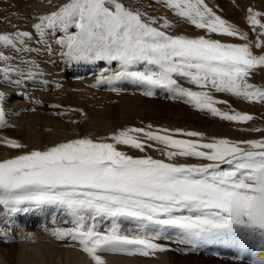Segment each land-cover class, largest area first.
<instances>
[{
    "label": "bare ground",
    "instance_id": "6f19581e",
    "mask_svg": "<svg viewBox=\"0 0 264 264\" xmlns=\"http://www.w3.org/2000/svg\"><path fill=\"white\" fill-rule=\"evenodd\" d=\"M236 1L246 8L250 7L251 12L256 11V17L264 16L262 15L264 0ZM166 2L171 11H176L177 16L197 23L205 37L208 34L214 37L215 41L220 37L227 39V53L233 60V63L228 65L231 75L228 78H233L235 86L244 90L243 94L249 90L246 86L256 85L254 80L264 83L263 54L262 57L260 54L250 55V51L246 49L245 37L236 36L232 24L222 22L219 16L224 17V13L218 12L220 8L214 0H167ZM56 5H59L58 0H40L37 4L21 7L17 18L14 16L0 22V31L4 35L0 32V38L12 37L8 41L2 40L4 46L0 49L3 48L5 53L15 54L12 62L6 58L8 56L0 59V112L9 120L14 130V134L8 137L0 132V203L5 200L1 197L4 192L5 195L9 193L11 196L7 194L6 200L9 202L13 200L12 208L17 207L21 212L23 210L20 207L21 201L32 198L29 193H33L34 190L32 191L29 186L45 185L53 186L60 196L65 193L63 194L65 200L70 197L72 191L71 185L68 187L67 185L72 183L86 189L81 191L88 195L87 198L92 199V210L100 211L102 206L106 205L113 211L115 209L113 202L117 196H120L119 204L124 208L134 204L148 212H164L173 221H183L185 227L183 232L181 231L182 240H177V236L173 235L176 231H173L171 242L163 240L154 243L150 241L153 232H151L153 221H149L151 219L145 221L147 226L140 225L144 227L140 230L124 225L126 220L120 219L117 223L115 219L113 222L107 220L109 218L88 219L87 217L84 220L69 219L64 221L65 223L62 221L58 223L59 220L56 224H51V226L60 224L59 230L48 227L50 230L45 231L30 229L37 224L32 215L30 216L34 218L33 220L27 219L26 216L24 225H19L8 219L7 213L5 215L0 211V264H181L178 262L181 259L172 257L171 249H167L166 246H171L170 243L176 247L175 250L180 247L185 251L220 253L222 257L224 255L226 257L224 253H232L235 250L242 253L246 240L254 241L249 256L251 262L259 260L256 263L264 264V123L257 117L263 110L256 103L249 102L255 98L253 96L256 91L261 90L254 88L251 95L242 97L244 104L240 102L239 105L232 102V95L224 94L225 99L232 102L228 105L226 100V102L219 101L213 92L203 93L204 98L201 97V100L203 104L209 106L207 113L214 112L218 117L223 116L219 126L213 124L211 128H203L199 127V123L188 124L184 126L186 134L176 135L170 141L160 137L157 139L152 133L151 135L141 131H132V134L128 133L122 139L120 134H117L116 129L119 128L115 129L116 133L113 132L114 128L107 119L105 111L98 109L101 99L96 93L81 91L80 88L70 90L61 79L63 70L57 64L56 57L45 55L46 63L39 62L37 56L41 55V52L38 42H23L15 33L17 27L20 29V26L24 25L32 32L31 38L34 40L37 31L39 33L37 30L39 28H36L37 21L44 12L53 9ZM213 8L218 15L212 13ZM259 19L264 20L262 17ZM260 43L261 53H264V43ZM119 53L117 54L120 57H124L125 49ZM23 66L26 70L30 68L31 70L25 77L18 74L17 80L12 75V71ZM246 70H256L262 75H254ZM99 74L100 72L95 71L86 77L76 75L74 77L80 82L89 80L97 82ZM258 76L263 79H258ZM6 77H10L8 79L11 80H4ZM32 81L36 84L45 82L44 86L49 87L56 84L60 90L59 95L55 98L56 96L46 94L43 87H32L30 85ZM19 94H23L31 101L57 102L61 106L60 112L55 115L53 111L34 106L30 110H22V105L14 101L6 105V101L9 103L12 99H18L16 96ZM116 104L136 111V100L126 98L124 95L117 97ZM70 105L78 109H72ZM248 115L252 117L248 118ZM78 117H81V120H77ZM175 127L179 126L175 125ZM195 131H199V135H194L197 134L194 133ZM109 132L115 135L110 134L108 137ZM212 134L219 135L222 140L210 139ZM85 139L90 141L93 139L91 153L86 152L84 146L80 144ZM123 140L132 142V147H125ZM155 142L164 146L171 145L179 150L170 152L166 149H157L153 147ZM105 144H109L110 148L119 152L138 155L137 158L145 153L147 157H152L157 162L144 167L141 165L142 161H135L134 164L123 162L124 165L119 166L110 159L112 155L102 156L101 150ZM243 153L252 157L259 167L254 166L253 173H246L248 179L252 178V182L236 183V186L231 188L228 183L235 181L234 177L240 175V170L237 168L240 169ZM196 154L208 156L205 160L210 161L227 156L229 161L225 160L226 167L222 165L218 168L202 163L205 161L203 159L202 162L196 160L192 156ZM98 156H101L102 160L96 167L95 161H98ZM74 158L88 162L84 161L82 168L71 170L70 166L64 163ZM42 160L46 164H42L41 167L38 168L35 164L31 166L33 163L31 161L41 163ZM158 164L161 165L156 166ZM228 166L234 168L229 169ZM167 174H170L172 179H167L166 176L170 177ZM159 175H165L162 184L154 183L153 178ZM56 184L64 187L58 191ZM152 184L160 187L155 190ZM97 198L105 199V205L102 200L97 201ZM108 198L112 203L109 201L106 203ZM186 235L191 238V242L186 240ZM158 236L162 235L158 234ZM237 236H241L240 242L234 240ZM242 239L245 241L242 242ZM254 253L257 258H253ZM234 264L238 263L234 262Z\"/></svg>",
    "mask_w": 264,
    "mask_h": 264
},
{
    "label": "rangeland",
    "instance_id": "374dc122",
    "mask_svg": "<svg viewBox=\"0 0 264 264\" xmlns=\"http://www.w3.org/2000/svg\"><path fill=\"white\" fill-rule=\"evenodd\" d=\"M39 1L40 0H0V14L2 13L0 22L6 21L14 16V18H17L21 7L37 4ZM58 1L59 5H56L53 9L50 8L52 10L48 9L47 12L43 13L44 15H42V17H44H41L38 20L39 22L37 21L38 24L36 28H39L37 29L39 33L37 31L34 40L31 38L32 32L26 29L24 25L20 26V29L17 27L15 33L23 42H38L41 52V55L37 56L39 62L46 63L45 58L47 59L48 55L56 57L57 64H59L60 68L63 70L61 79L64 85L70 90L80 88V90L82 89L81 91L96 93L101 99V103L98 104V109L105 111L108 117L107 119L114 128L113 132L116 133L117 130V134L119 133L121 136L120 138L124 139L128 133L132 134V131H141L147 132L148 134L152 133L153 135H151L153 137L155 136L157 139L160 137L170 141L176 135H182V133L186 134L184 132V126L186 127L188 124L198 125L199 123V127L203 128H211L213 124L219 126L223 120V116L219 115L218 117L214 112L208 114L207 111L209 106L203 104L204 102L201 100L203 93L208 92H213L216 98L222 102L226 100V95H232V102L239 105L240 102L244 104V102H242L243 96L246 97L245 95H251L254 88L260 89L261 91H256L253 96L255 98L249 100V102L251 104L256 103V105L262 107V115L260 113L261 116L258 115L257 117L264 123V83H258V80H254L257 86L251 84V86H246V88L249 89H247L249 93L246 92V94H243L242 91L244 92V90L235 86L236 83H233V78H228L231 76L228 71L230 70L228 65H231L233 60L227 53V39L220 37L215 41L213 40L214 37L208 36V34L206 35L207 37H205L197 23L192 20L182 19L175 14V10L171 11L168 2H166L167 0H116L117 2L115 0ZM214 2L217 3V6L220 8L218 12L224 13V17L219 16L222 22L231 23L233 32L236 30V36L245 37L247 44L246 49L250 51V55L252 56V53H254L260 54L261 57L262 54L264 56V53H261L262 50L260 47V42L264 43V20L262 21L259 19L260 17L264 18V16L256 17V11L251 12L252 9L250 7L246 8L236 0H214ZM263 12L262 15L264 14ZM212 13L218 15L214 8L212 9ZM1 35H3L2 32ZM260 35H262V38ZM11 38H0V47L4 46V43H2L3 41H8ZM124 49L125 55L124 57H120L117 53L122 52ZM7 53L4 52L3 48L0 49V59L3 58V56H8L6 58L12 62L14 60L13 58H15V54H12V52ZM78 56L81 57L77 58ZM11 64L14 66L13 63ZM2 68L3 67H1V69ZM23 68L24 66L18 70L14 69L12 75L16 77V79L19 77L18 74L21 75V77L27 76L31 68L28 70ZM95 71L100 72L97 82L93 80L80 82L74 77L75 75L86 77L95 73ZM247 72L253 73L254 75H262L256 70ZM258 77V79H263L261 76ZM8 78L10 77H6L4 80H11ZM138 80L142 82V84L138 82ZM33 82L34 81L30 84L32 87H43L46 94L52 95V97L56 96L55 98L59 95L58 91L60 90L57 88L56 84L49 87L47 85L44 86L45 82H38L39 84ZM224 94L226 95L224 96ZM123 95L126 98L129 97L130 99L136 100V111L116 104L117 97ZM16 97H18V99L9 100V103L6 101V105L14 101V103L22 105V110H30L32 106L36 108L43 107L46 108V110L53 111L55 115H58L56 113L60 112L61 109V106L58 105L57 102L53 103L48 100H42L40 102L36 100L31 101L29 98L24 97L23 94H19ZM231 100H226L227 102H225L231 105ZM70 107L72 109L76 108L74 105H70ZM72 109H70V111ZM77 109L78 108H76V110ZM250 116L252 117V115ZM250 116L248 115V118H250ZM4 118V114L0 112V132L8 137L14 134V130L9 120ZM77 120H81V117H78ZM245 120H247V118ZM209 123L210 125H207ZM233 123L235 124V122ZM175 125L179 127H175ZM194 133H197L194 135H199L200 132L195 131ZM110 134L113 135L114 133L109 132L108 137H110ZM210 135L209 133V136ZM213 135L214 134L209 138L214 141L222 140L219 135ZM92 140L85 139L80 143L88 153L92 151ZM122 143L127 148L132 147V142L129 143L123 140ZM110 145L105 144V147H102L101 154L102 156L106 154L112 155L110 159L112 162L119 164V166L124 165V163L134 164L135 161H142L141 165L144 167L147 165L149 166L150 163L157 162L156 159L147 157L145 153L140 157L143 159H140L137 158L138 155H132L130 153L128 155V153L119 152L117 149L110 148ZM134 146L135 144L133 147ZM153 147L157 149H166L170 152H177L179 150L171 145L164 146L156 142ZM192 156L200 162H202L201 159L205 160V158H208V156H202L200 154ZM101 158V156H98V161H95L96 167L98 166L97 163L102 160ZM90 159L93 160L92 157H90ZM225 160L229 161L227 156L220 159H211V161L205 160L202 163L219 168L222 167V165H226ZM84 161L88 162L86 160ZM84 161L74 158L64 164L70 166L71 170L74 168L77 170L79 167L82 168L84 166ZM105 161L106 160H104V162ZM31 162H33L31 166L35 164L38 168L41 167L42 164H46L44 160H42L41 163L40 161ZM254 162L252 157L243 153L241 155L240 169L234 165L235 168L240 170V175L234 177L235 181L231 179L233 182L228 183V185L234 188L236 183L246 181L252 182V178L250 177L248 179L246 173H253L255 171L253 167H257L258 164L256 162L254 164ZM102 163L103 162H100V164ZM160 165L161 164H158L156 166ZM234 167L228 166L229 169ZM257 172L258 171H256V173ZM164 176L159 175L154 177V183L158 182L157 184H162ZM166 178L172 179V176H166ZM68 186L72 188V191L70 197L65 200L63 195L65 193L60 196L53 186H29L32 191L34 190L33 193H29L31 194L29 196L32 198L30 200L26 198L27 200L21 201L20 207L23 208L21 212L18 211L17 207L12 208L11 205H13V200L9 202L6 200L7 198H5L7 194L8 196H11V194L7 193L5 195L4 192L1 197L6 201L4 200V202L0 203V211L4 214L7 213V215L5 214L6 217L19 225H24L27 219L33 220L35 218L37 224L30 229H43L45 231L49 229L48 227H50V229L59 230L61 228L59 226L60 224L58 226H51V224H56L59 220L58 223H61V221L66 222L69 219L73 221L77 219L84 220V218L86 219L87 217L88 219L109 218L107 220H113V222L115 219L117 223L120 219L126 220L124 225L127 224V226L129 225L132 229L140 230L142 227H140V225L145 226V221L151 219L149 221H153L151 229V232H153L150 236L151 239L148 238V240L150 239V241L154 243L163 240L171 242L173 231H176L173 234L177 236L176 239L182 240L181 231L183 227H185L183 221L180 222L176 219H174L176 221H173V219H171V217L169 218L168 215L166 216L164 212H148L141 206H134V204L124 208V206L119 204L121 200L120 196H117V199L113 202L115 205L113 211L107 208L105 199L101 198H97V201L102 200L101 202L105 206H102V210L100 211L96 209H93V211L91 208L93 206L92 199L90 197L87 198L88 195L82 193V191L86 189L80 188V185L72 183L68 184L67 187ZM152 186H154L155 190L160 187V185L156 184H152ZM47 187L52 190L49 191ZM55 187H57L56 189L59 191L62 190L64 186L56 184ZM41 192L45 193L42 194ZM44 196L45 198H43ZM78 197L83 199H79ZM106 200L107 203L110 199L108 198ZM109 203L112 202L109 201ZM1 207H4V210L1 209ZM26 216L27 219L24 218ZM155 223H158V225ZM160 231L162 233H159ZM163 231L166 232L164 233ZM156 232H158L157 235ZM158 234L162 236H158ZM166 236L167 238H165ZM240 238L241 236H237V238L234 237V240L240 242ZM188 239L189 238L186 237V240L191 242L189 241L190 239ZM244 241L245 239H242V242ZM253 242L254 241L251 240L247 242L246 240V245L242 248V253L235 250L232 253H226V257L225 255L223 256L224 259L220 253L210 254L204 251L203 253L202 251H185L180 249V247L175 250L176 247L172 243H170L171 246L166 247L167 249L169 248V250L171 249L170 253L173 255L172 257L175 256L174 258L181 259L178 261L181 264H223V262L224 264H234V262L238 264H252V262H254L253 264H255L259 262V260L251 262L249 258L251 249L254 247ZM257 257L258 256L254 253L253 258Z\"/></svg>",
    "mask_w": 264,
    "mask_h": 264
}]
</instances>
